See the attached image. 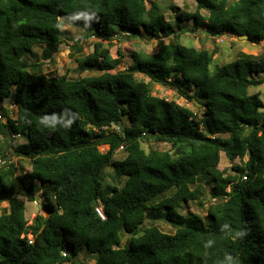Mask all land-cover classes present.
<instances>
[{"label": "trees", "instance_id": "obj_1", "mask_svg": "<svg viewBox=\"0 0 264 264\" xmlns=\"http://www.w3.org/2000/svg\"><path fill=\"white\" fill-rule=\"evenodd\" d=\"M193 1L194 12L171 23L146 0H0V114L7 118L0 136L11 155L30 163L21 173L1 154L0 204L7 210L0 213V264H74L81 254L94 264H264V105L249 93L264 83L252 79L264 72V51L239 52L210 72L214 52L184 46L175 33L191 20L193 31L245 35L257 45L264 0ZM64 26L97 39L80 60L97 75L45 77L40 64L25 62L37 45L41 60H51ZM116 31L154 39L157 50L131 52V67L116 71L122 55L113 59L103 44ZM150 84L198 101L203 112L153 96ZM4 101L16 104L14 119ZM143 140L170 149L145 151ZM119 148L125 157L115 160ZM221 153L233 177L217 170ZM108 167L115 181L125 179L122 186L102 189ZM201 182L215 201L206 222L179 212ZM39 194L44 214L28 224L21 197L35 202ZM98 201L104 220L95 213ZM150 209L161 211L173 234L144 227Z\"/></svg>", "mask_w": 264, "mask_h": 264}, {"label": "rangeland", "instance_id": "obj_2", "mask_svg": "<svg viewBox=\"0 0 264 264\" xmlns=\"http://www.w3.org/2000/svg\"><path fill=\"white\" fill-rule=\"evenodd\" d=\"M154 3L161 7L164 19L166 21H170L171 23L174 22L178 13L184 12L191 14L195 10V2L193 0H146V7L149 9ZM201 14L206 15V12L201 11ZM181 24V29L179 30L175 28V33L177 34L178 41L182 45L198 50L204 49L214 52L213 61L209 67L210 72H213L215 68L221 66L222 64L233 61L239 52H247L249 54L259 55L264 51V38L257 45L239 40L237 36L224 35L218 38H213L209 37L204 32L201 33L199 30H191L193 29V23L191 20H186ZM62 30L65 32V35L61 37V44L51 60L44 62L41 60L40 55L42 46L37 45L32 48L31 53L24 55L23 58L25 62L40 64L41 73L45 77L57 78L65 75L68 79L74 80L80 77L97 75L98 73L83 70V68H81L80 62L83 57L92 52V44L93 42L97 41V39L94 37L85 38L82 30L71 27L64 26L62 27ZM169 40H171V37L169 39H165V42H169ZM103 44L108 48L110 56L113 59L118 57L119 52L122 55L121 63L116 68V71H126L131 67V52L142 51L145 53H154L157 50L156 40L149 39L145 35L137 36L134 34H127L126 32L122 31H116L111 40L109 42H104ZM135 78L149 82V79L141 74H135ZM252 79L264 80V72L257 75L254 74ZM150 88L151 94L153 96L165 99L167 101H174L176 104L187 107L197 114H201L203 112V107L200 103L197 105L194 99L188 100L178 96V93L174 89H169L158 84H150ZM192 93L193 90L189 91V95H192ZM249 93H258L259 99L264 105V83L258 87H250ZM9 106L10 103L8 101H4L1 104V107L7 112L8 116L10 115ZM11 113L13 118H15L16 111L14 110ZM1 115L4 116V113L2 112ZM0 123L3 122L0 120ZM14 139L17 144L24 141L22 137H15ZM5 145L4 139L0 136V158H2L1 154L5 153L9 160L18 167L19 172H29V161L25 158H18L11 155V153L6 149ZM142 147L145 151L157 150L163 152L170 149L168 144L152 142L149 140H143ZM98 149L100 152L104 153L108 150V146L102 145L99 146ZM124 157L125 153L121 150V148H119L115 151L113 159L121 160ZM239 164L240 162L236 160L233 165ZM217 170L224 176L233 177L235 175L233 169L231 168V164L226 160L223 153L220 154V161ZM102 178V189L110 188L113 185L120 187L125 180L124 178H121L115 181L113 172L109 167L104 169ZM191 188L196 191V197L193 201L182 204L179 212L182 215L197 214L206 222V210L209 205L215 203L214 199H212L209 194L210 185L209 183L201 182L193 185ZM173 191L174 189L161 195V197L169 196ZM51 192L52 191L48 189L50 199L52 196ZM40 199H42L40 194L37 196V200L35 202H27L25 197H21L24 206V216L28 220V224L31 223L35 215L44 214L39 202ZM6 210L7 204L1 203L0 213H5ZM151 226L157 227L161 232L166 234H173L174 232V229L163 218L161 211L154 209L147 211L144 221V227L147 228ZM126 242L127 236L122 238L120 247H123ZM74 264H94V261L91 259V257L81 254L78 258V261H74Z\"/></svg>", "mask_w": 264, "mask_h": 264}, {"label": "built area", "instance_id": "obj_3", "mask_svg": "<svg viewBox=\"0 0 264 264\" xmlns=\"http://www.w3.org/2000/svg\"><path fill=\"white\" fill-rule=\"evenodd\" d=\"M16 109H17L16 104L13 103V102H11V103H10V106H9L10 115L8 116V118H10V119L13 118L11 112L14 111V110L16 111ZM7 115H8V114H7ZM13 119H14V118H13ZM0 120H1L3 123H6L7 118L4 117V116H2V115L0 114ZM112 128H115V127H112ZM115 129L118 130L117 128H115ZM16 137H18V136H16ZM3 164H4V160H2V159L0 158V166L3 165ZM95 213L98 215V217H99L101 220H104V219H105V217H104V215H103V209H102V205H101V202H100V201L97 202V205H96V207H95ZM65 255H66V254L64 253L63 256H65Z\"/></svg>", "mask_w": 264, "mask_h": 264}, {"label": "water", "instance_id": "obj_4", "mask_svg": "<svg viewBox=\"0 0 264 264\" xmlns=\"http://www.w3.org/2000/svg\"><path fill=\"white\" fill-rule=\"evenodd\" d=\"M205 34H207L206 32H204ZM237 38L239 39V40H242V41H246L247 40V36H237ZM195 101V103L198 105V101H196V100H194Z\"/></svg>", "mask_w": 264, "mask_h": 264}, {"label": "clouds", "instance_id": "obj_5", "mask_svg": "<svg viewBox=\"0 0 264 264\" xmlns=\"http://www.w3.org/2000/svg\"><path fill=\"white\" fill-rule=\"evenodd\" d=\"M42 122H46V121H42Z\"/></svg>", "mask_w": 264, "mask_h": 264}]
</instances>
